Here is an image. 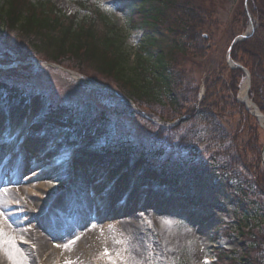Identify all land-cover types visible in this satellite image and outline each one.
Here are the masks:
<instances>
[{
  "label": "trees",
  "instance_id": "obj_1",
  "mask_svg": "<svg viewBox=\"0 0 264 264\" xmlns=\"http://www.w3.org/2000/svg\"><path fill=\"white\" fill-rule=\"evenodd\" d=\"M126 2L130 8L129 23L133 27L145 29L142 58L137 67L128 66L121 30L108 13L93 9L92 18L78 19L76 15H63L49 0L0 1V39L5 47L2 52L4 62L9 63L16 58L26 59L29 55L39 56L48 62L71 66L78 72L90 73L95 79L98 75L101 77L98 80L104 83H114L128 97L133 96L134 102L159 119L184 116L186 119L175 128L164 129L151 124L150 138L157 143L158 140L171 142L175 137V142L183 144L191 152L192 159L196 161L195 169H202L204 188L196 190L198 195L209 192L211 199H221L225 206L232 207L230 212L235 223L216 227L215 234L227 236L230 232H236L242 252L236 258L234 251L220 249L216 251L217 264H264V177L260 167V151L255 146L256 136L252 134L249 142V139L244 140L242 134L237 133L240 128L238 124L234 126V131H229L227 124L224 126L228 104L238 106L239 114L245 121L249 117L235 98L238 81L243 74L240 70L224 67L228 69V74L223 76V69L216 72L218 65L214 63L212 76H207L204 81V96L197 101L199 87L193 80L184 82L181 75L179 82L174 77L171 65L176 57L160 51L158 43L161 40L156 38V31L152 27V23L157 24L165 12H171L175 13V33L183 35L189 31L190 35L196 34L197 27L206 21L207 16H212L214 4L211 0ZM248 7L257 19L258 26L250 38L235 45L232 58L249 69L251 98L264 113V0H248ZM236 21L240 23V30L246 26L247 18L240 8L236 10L232 24ZM9 51L14 53L15 59ZM183 55L182 51L177 54L180 57ZM12 75L23 78L26 69L12 70ZM7 78L13 80L11 75ZM104 95L112 98L111 95ZM195 120L205 126V131L194 133L197 141L187 130L189 122ZM153 128H157L156 131ZM239 137L243 139L242 148L237 141ZM251 144L255 147L252 150L248 148ZM202 145H206L207 150L200 151ZM126 148L136 154H145L142 147L140 151L133 143ZM246 148L256 159L252 174L243 169L248 166L243 156ZM152 153L151 157L155 160L161 155ZM207 157H210L211 162ZM160 170L175 180V164L163 161ZM214 179L217 181L212 184Z\"/></svg>",
  "mask_w": 264,
  "mask_h": 264
},
{
  "label": "rangeland",
  "instance_id": "obj_2",
  "mask_svg": "<svg viewBox=\"0 0 264 264\" xmlns=\"http://www.w3.org/2000/svg\"><path fill=\"white\" fill-rule=\"evenodd\" d=\"M61 13L63 14H73L75 12H78V15L80 17H83V15H87V11L81 10L79 8V5L77 1H85V0H50ZM215 1V9H217L215 18L213 22L207 21L208 18L205 20L207 22L202 23L199 27H197V31L200 34L207 33L210 36L212 47L209 49V52L205 54V57L202 59L203 65L210 66L212 63V60H214L218 64L217 71L221 68L224 61V55L225 50L230 43V32H231V26L229 25L228 17V11L231 9V2L232 0H211ZM87 3L94 4L99 8H105L108 12L110 17L117 22L118 25L124 24L125 21L128 19V13L129 9L128 7L121 2V0H87ZM125 30V28L122 30ZM141 38V32L140 31H132L130 34L126 33V44L128 47H135L136 44L139 42ZM197 45V44H196ZM200 48L206 47V42L204 44H199ZM199 50V49H198ZM37 62H41L42 59L36 58ZM129 63V62H128ZM131 63V59H130ZM197 72L196 75L198 77H202L205 70L202 71V68H196ZM208 71H211L210 68ZM185 73H188L187 71ZM228 74V71H222V75L225 76ZM46 83L51 84V90H58L61 89L62 85H65L66 82L70 81H79L75 77L72 76V74L65 73L61 71L58 67H51L46 66L43 68V72L41 73V76L37 79L36 83H39V81L44 80ZM201 78L197 81V86L200 87L201 84ZM81 82V81H79ZM45 94L37 93L33 97L29 98V102L31 101L33 114L43 112L47 109L48 104L50 103V100L55 98L54 95H51L47 91H44ZM86 93V92H85ZM240 96V94H239ZM62 98H64V102L73 105L72 110L77 111V127L75 128V131L72 133V135H69L68 138H64V146L59 150L56 151L55 148H53L54 143L58 139V134L54 135H48L45 134L46 138H40L36 139L34 136L30 138L31 141H34L37 143L39 147L45 148L46 151H49L50 158L45 159V162L38 163V167H33L30 170H24L21 177L29 179L31 177L35 176L36 180H31L30 182H24L23 185H18L21 187H25V189H32L36 190L37 187L41 188V201L29 198L26 196L25 193H23L22 190L16 191V196L14 197L18 198L17 203L19 204L17 207L18 216L16 219L23 221L27 219V213L30 212L32 215L28 218L36 217L37 215L41 216L42 213L45 212V208H43L44 202L47 201H54L56 207L54 208L55 213L59 215V219L61 216V219L58 220L57 215H55L54 221H57L55 224L58 225V231L62 232V228H60V225L62 223L69 222L68 213H66V206L69 203L73 206V208H78V210L82 211L86 214V219H91V210L89 208H86L85 204H87L89 207L95 206L96 204V197L92 196V193H89L87 189H82L83 187L81 185H85L83 182L86 181V178L83 177L81 180L76 181L77 188L71 186L70 189L68 187L70 184L68 182L69 179H63L62 175L57 176L59 169H53L52 172L55 176L48 178L45 175L49 172L48 170L54 166V164L59 163L64 165L65 161H55V162H46L48 160H52L54 158H57L60 155L67 154L69 157L72 156L73 150H71V139H74L75 141H82L84 140V145L82 148V154L81 156L84 157L86 160H94L97 159L98 161L104 159V160H112L119 164V167L115 170L117 172L120 170L121 166L129 164V160L131 158H128V156H124L125 158H122L121 153L122 151L120 149H113L111 152L105 153V151L101 150V148H105L108 143H110L113 138L117 136L118 130L116 124L113 121L105 123L102 121L98 116V111L101 110L102 106L99 102H94L91 97H86L85 94L79 95V97L76 95H68L65 97L64 95H61ZM223 97L226 98L225 94H223ZM61 98V100H62ZM3 99L0 97V101ZM9 97L4 99V102L0 104L2 108L0 110H3L5 107L8 106L10 99ZM61 100L59 102H61ZM15 101L13 105H10L11 108L14 110L13 115L20 116V113L25 112V109L18 108L19 104L22 102L21 100H18L17 98H12L11 102ZM76 102V104H75ZM8 103V104H7ZM106 110L109 112V115L115 113L118 109H110L112 108L111 104L106 105ZM140 109V108H139ZM121 110V118H126L124 121V129L122 132V136H124L127 139L132 140L133 142H140L139 138H142L147 143L148 148H152L150 146L149 139L145 137V134H147L149 127L147 126V119L144 117L146 112L142 109H140L141 112H139L136 109H133V107H129V109ZM242 111H244L242 109ZM133 112V113H131ZM148 112V111H147ZM240 108L232 107L230 104L227 106V112H226V121L224 122V126L226 125L227 129L229 131L236 130L234 126L239 125L240 128L237 129V133H241L244 140L249 139V142L251 141V136L254 134L256 136V144L257 149L260 151L263 144H264V130L249 116L247 117V120L245 121L243 117L239 114ZM125 115V116H122ZM145 120V121H144ZM156 120V119H155ZM246 123H244V122ZM51 123L54 124V126H51ZM114 123V124H113ZM236 124V125H235ZM41 127L44 131H46L48 128H50L52 131L53 129H58L60 136L66 137V132L68 129V125H64L62 122L56 123L54 121H41L40 122ZM115 125V128H114ZM244 126V128L241 129V127ZM47 128V129H46ZM250 131V132H249ZM242 137H239L237 140L239 143V147L242 148ZM48 142L52 143V145H48ZM113 142V141H112ZM245 142V141H244ZM169 148L166 152L168 156H171L172 158H175L176 155H186L185 152H175V144L169 145ZM155 148V146H153ZM252 150V148H255L252 144L250 147H248ZM243 151V156L245 157L248 166H244L245 171H249L251 174L253 170H255V164L256 159L252 155L251 151L248 150ZM36 155L34 156V158ZM55 160V159H54ZM133 165L139 168L141 166V160H134L132 159ZM41 165V166H40ZM68 166H70L68 162ZM15 173V164H12V168L9 169L8 175H13ZM20 177V178H21ZM62 179V180H60ZM130 180V181H129ZM66 186L65 190L58 191L59 185L61 184ZM157 183V184H155ZM163 183L164 180L161 178V176L158 174L156 170H149L146 169L144 171V174L140 178V182L133 187H130L129 184H131L130 176L127 177V180L122 178L120 181V184L116 190L118 191V197L117 201L115 202V205H112V211L115 209L114 206L120 207L124 206L126 203V200L128 198L127 192L129 189H132L131 192L138 196H143L146 198H151V196H154V193H161L162 195L168 196L170 193L169 191H166L163 189ZM140 184L146 185L148 187L147 190H144L143 193L140 192L139 186ZM88 187V186H87ZM74 188V189H72ZM92 188V185L90 187ZM115 188V187H114ZM76 190V192H75ZM78 190V191H77ZM34 192V191H33ZM110 192H107L106 189L102 188L101 195H103L105 198H107L108 194ZM59 195L55 199H53L55 196ZM107 196V197H106ZM159 197V196H158ZM122 198V199H121ZM175 196L169 195V199L174 201ZM121 200V201H120ZM24 202V204H20L19 202ZM119 202L123 203V205H118ZM187 203V202H186ZM189 203H192L190 201ZM187 203V204H189ZM183 203V206L181 207V214L176 213L175 214V220L169 221H163L162 218L159 217V219H147L141 227L137 225V229H133V226H136V222L139 221L138 216H142L144 219V216L147 211L139 212L138 216L131 219L128 216L123 215V218H127L128 221L126 222L125 226H115L112 225L111 222L113 220H107L106 217L96 220L95 222L89 221L90 225L100 227L104 230L108 231H115L117 236L116 246L112 249H107L105 247L97 246V241L95 240V243L90 241L91 238L85 240L86 238L82 239L78 246H76L74 249L70 250L69 252L61 251L58 244H53L51 250H54L51 253V256L47 259L51 258V262H44L45 264H208L209 258L212 257V248L213 243H211L212 240V234L211 230L212 228L221 222H226L230 218V214H222L220 211H218L215 208L210 209L207 212H202L201 214H198L197 212L190 210L188 205ZM175 205V204H174ZM26 206H28L26 208ZM179 208V207H178ZM65 213L62 216L60 213ZM16 212L15 210H13ZM12 212V210H11ZM53 212V211H51ZM13 213V212H12ZM54 213V212H53ZM54 213V214H55ZM70 213V212H69ZM47 216L42 217L41 220H46ZM4 228H7L8 226L12 225L11 220H3L2 221ZM30 226H28L31 229H34L36 226V223L30 221ZM32 224V226H31ZM82 230V229H81ZM15 231V230H14ZM15 238H21L20 232H13L9 233ZM38 236H45L44 230L37 231ZM127 237H130V239L133 242H129L127 240ZM220 245L225 246L227 248H233L238 249L239 247V240L236 234L232 235L224 240H220ZM135 246L138 250H140L142 253L141 258H130L129 253L131 250V246ZM58 246V248H56ZM80 246V247H79ZM84 246V247H82ZM105 250H107V254L105 253ZM69 253V254H68ZM71 255V256H70ZM211 256V257H210ZM40 260L37 258H34V262H31V264H43V262H39ZM206 262V263H205ZM0 264H13V261H10L7 256H0Z\"/></svg>",
  "mask_w": 264,
  "mask_h": 264
},
{
  "label": "bare ground",
  "instance_id": "obj_3",
  "mask_svg": "<svg viewBox=\"0 0 264 264\" xmlns=\"http://www.w3.org/2000/svg\"><path fill=\"white\" fill-rule=\"evenodd\" d=\"M32 128L33 127L28 126V130L30 132H32ZM49 131L50 133L54 134L51 130ZM37 133L39 134V136L41 137L43 136L41 130H37ZM62 143L63 142L59 140L56 143V148H62L63 145ZM46 158L47 155H45L40 160H34L31 154L27 152V155L21 162L20 167L24 168V170H30L33 167H37L36 164L41 163V160L43 161ZM101 163L103 165H107L105 161L101 160ZM109 167L111 169H115L114 164L112 166L110 165ZM50 171L51 170H49V172L45 175L48 178L55 176ZM35 176L36 175H34L29 179H26V178H22L21 175H19L17 178H7L4 175L0 180V210L3 211L4 216L7 217L8 220L12 221V225L5 228V230L8 233L10 232L13 233L15 231L20 232V236H21V238L19 237L16 239L18 242V246L20 248V253L18 257L19 264H31V262H34V258H37L39 260H41L42 258L41 262H51V258L49 259V261L47 260L49 256H51V253L54 251L51 250L50 246L52 247L53 244H58L61 251L69 252L70 250L78 246L80 241L84 238H86L85 240L91 238L90 239L91 243L92 242L95 243L96 240L98 243L96 244L97 246L105 247L107 249H112L116 246L117 236L115 231L104 230L97 226L89 227L90 223L87 221L78 222L71 227H65L63 232L60 233L54 232L53 222L55 223L54 219L57 213L54 214L53 212H51L53 211V209L52 207H49V204L51 203L48 202L47 200L44 202V205H47V207L49 208L44 213L43 217L45 216L50 217V221H46L44 219L40 221L39 219H41L42 217H40L39 215L31 218L30 220V218H28L32 215L30 212L26 214L27 215L26 220L20 221L16 219V217L18 216L17 207L19 205L17 203L18 198L17 197L13 198V195L15 196L17 195L16 191L22 190L23 193H25L26 196H28L29 198H34L41 201L40 187H37L36 190H33L35 188L25 189V187L18 186V185H23V183L26 181L30 182L31 180L32 181L36 180L37 178L35 179ZM86 179L88 182L91 181L89 177H87ZM100 190H101L100 186L94 187L95 193L98 194ZM117 197H118V193L112 192L108 195L107 199H105L104 197L96 198L95 207H89L86 204V208H89V210H91V212H93L94 214L92 217L94 222L96 220L106 217L107 220H113V222H111L112 225H115L117 227L120 225L125 226L128 219L123 218L122 217L123 215L133 219L138 216L139 212L145 211L148 209L147 207H149L146 203H142V202L140 203L138 200H135L131 196H128L127 202L123 207H119V208L115 207V209L112 211V205L113 204L115 205V202L117 201ZM19 203L24 204L25 201L24 202L21 201ZM27 207L28 206H26V208ZM11 210L13 213L11 212ZM13 210H15L16 212H14ZM69 210L70 208L67 206L66 213H68ZM64 213H65V209L64 212H61L60 214L63 216ZM57 217L59 220V215H57ZM137 218H139V221L136 222V226H133V229L134 228L137 229V225L139 226V223L144 221V220L142 221L143 219L142 216H138ZM144 218L146 219L150 218L151 220L158 219L156 215H149V214H145ZM32 220L33 222L36 223L35 228L31 229L29 227V229H27L28 226H30L29 224L30 221ZM41 229L44 230L45 236L37 235V231H40ZM127 240L130 243L133 242L130 239V237H127ZM58 246H56V248H58ZM142 253L143 252H141L140 250L135 248V246L132 245L129 253V257L132 259L135 258L136 256L137 258H141L143 256ZM0 256H6V255L0 252Z\"/></svg>",
  "mask_w": 264,
  "mask_h": 264
},
{
  "label": "snow or ice",
  "instance_id": "obj_4",
  "mask_svg": "<svg viewBox=\"0 0 264 264\" xmlns=\"http://www.w3.org/2000/svg\"><path fill=\"white\" fill-rule=\"evenodd\" d=\"M6 219L3 211L0 210V252L4 253L10 261H13V264H19L20 248L15 236L6 232L3 226L2 221ZM105 253L107 254V250Z\"/></svg>",
  "mask_w": 264,
  "mask_h": 264
},
{
  "label": "water",
  "instance_id": "obj_5",
  "mask_svg": "<svg viewBox=\"0 0 264 264\" xmlns=\"http://www.w3.org/2000/svg\"><path fill=\"white\" fill-rule=\"evenodd\" d=\"M251 28H252V24H251ZM248 35H242L240 38H236L235 40H233V42L231 43V46L229 47L228 51H227V62L230 64L231 67H234V68H239L241 70L244 71V73H246L247 75V87L249 88V75L247 74V71L245 69L242 68L241 65L233 62L231 59H230V49L231 47L234 45V43L237 41V40H242L243 38H246ZM241 102L246 106V108L248 109V104H247V93L244 95V98L241 100ZM250 105L251 107L253 108L254 111L251 112V114L255 117H257L258 119H263L264 120V116L258 111V109L256 108V106L250 102ZM263 166H264V160H263Z\"/></svg>",
  "mask_w": 264,
  "mask_h": 264
}]
</instances>
